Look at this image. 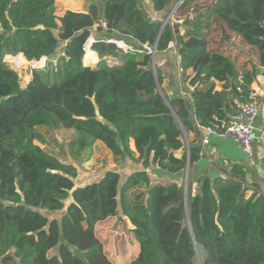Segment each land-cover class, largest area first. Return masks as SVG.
<instances>
[{"label":"trees","instance_id":"16d2710c","mask_svg":"<svg viewBox=\"0 0 264 264\" xmlns=\"http://www.w3.org/2000/svg\"><path fill=\"white\" fill-rule=\"evenodd\" d=\"M56 1L0 0V264H114L96 233L112 217L128 219L139 244L128 264H198L197 253L200 264H264V194L241 164L196 186L189 179L187 206L184 183L172 179L201 158L198 142H185L195 126L227 119L239 96L234 83L248 93L264 69V0H184L171 20L178 34L170 22L162 29L178 0H106L102 14L93 5L61 16ZM93 33L87 47L99 60L89 64ZM117 36L129 50L112 42ZM234 38L257 62L238 66L229 55ZM171 43L182 75L194 74L191 102L163 88L157 59L174 52ZM155 45L157 75L146 50ZM18 55L47 59L25 88L5 61ZM40 127L75 130L68 154L79 165L101 142L137 168L77 187V167L38 144L46 142Z\"/></svg>","mask_w":264,"mask_h":264},{"label":"rangeland","instance_id":"374dc122","mask_svg":"<svg viewBox=\"0 0 264 264\" xmlns=\"http://www.w3.org/2000/svg\"><path fill=\"white\" fill-rule=\"evenodd\" d=\"M180 1L181 0L174 2L173 5H171L169 11L177 8ZM199 1L210 2L212 0ZM106 4V0H57L55 3V12L57 16H61V14L66 10L88 12L91 6L97 5L100 14H102ZM176 10L168 20V23L170 22L173 26H175L176 23H174L173 21L171 22V20L175 15ZM210 38L213 42V45L211 46L217 47V41L221 39V34L214 25H212L210 30ZM114 39L115 40H113V43H115L120 49L124 51L130 49L129 44L126 40L119 38L118 36L114 37ZM90 40L91 37L85 45L86 54L89 48L87 47V44L91 42ZM232 41L234 47L231 46L233 48H229V55L237 62H239L240 65L244 63L248 64V62H251V64L257 62V56L251 55L248 50L249 47L245 43H243V41H241L239 38H234ZM93 56L94 55L91 54V58H88L85 55V59L89 64L95 62ZM5 61L10 65L12 69L18 72L22 88L27 87L31 82L34 69H43L47 64V59L43 58L39 62H27L21 68H15L12 64V59L6 58ZM40 131L44 134L46 140L45 143H38L43 149H45L47 152L53 153L63 162L73 164L77 167L78 178L75 180V185L77 187L99 180L108 170L120 172L122 174V177L125 178V176L132 173L137 168L135 163L131 162L130 160L119 161L101 142H96L94 144L93 148L89 150L88 154L86 155L88 156V160L79 165L78 162L74 161L68 154V144L72 140L73 136H75V130H54L47 127H40ZM187 141L188 140L186 138V147H188ZM186 174L187 173L185 172L183 180L184 186L187 178ZM44 213L50 218L58 219L62 215L61 212ZM132 228L133 227L128 223L127 220L121 217H114L97 229V237L103 243L104 250L107 256L114 264H128L137 257L138 245L136 244L132 235ZM51 254H53V252H51Z\"/></svg>","mask_w":264,"mask_h":264},{"label":"crops","instance_id":"0c3cea01","mask_svg":"<svg viewBox=\"0 0 264 264\" xmlns=\"http://www.w3.org/2000/svg\"><path fill=\"white\" fill-rule=\"evenodd\" d=\"M145 1L148 3V0ZM162 15L163 13H161L160 15L153 13L155 19H160ZM175 26H177L176 31H178L179 33L183 32L181 27H179L178 25ZM95 37L98 36L97 34L93 33L90 40L92 43L94 42ZM173 47L176 48L175 43L170 44V50L173 49L174 52L168 51V53L162 54V56H159V58L157 59L159 63L160 74L164 77L163 88L166 94L171 98L176 97L177 95L181 94V92H185L189 95L186 101L191 102L190 94L193 90V87L189 85V80L193 77L194 74L192 71H188L184 75H182L179 65V59L176 55V49ZM89 50L94 55L93 59H95V62H97L99 60L98 55L91 49ZM237 64L239 67L246 65V63L240 65L239 62H237ZM215 83L216 90H221L222 83ZM250 89L258 90L260 99L264 107V69L260 70L259 74L256 76L255 82L251 85ZM256 135L257 141L254 145L256 156L253 161H250L243 150L235 143L232 138H223L221 136L210 135L202 129H199V132L197 133H191L187 137V142L189 143V141L196 140L201 148L200 160L193 168L189 169V179L194 182V186H196V181L200 178L208 177L210 179H215L217 177H225L235 164H241L245 168L247 173V183H256L259 187L260 192L264 194V121L261 116L256 122ZM204 139H207L209 143L204 144ZM187 148H189V144ZM180 155L181 154L179 153L177 156L180 157ZM148 172L153 176V171ZM172 179L179 184H182L184 182V174H180V176H173ZM253 190L256 189L253 188ZM113 218L114 217L98 223L96 227V233L99 227ZM127 221L129 224H131L128 219ZM136 244L138 245L139 252V244L137 242Z\"/></svg>","mask_w":264,"mask_h":264},{"label":"built area","instance_id":"2783aa9c","mask_svg":"<svg viewBox=\"0 0 264 264\" xmlns=\"http://www.w3.org/2000/svg\"><path fill=\"white\" fill-rule=\"evenodd\" d=\"M183 1L184 0H181L179 2L178 7L183 3ZM166 24H168V22ZM100 27L106 29L107 24L102 22ZM146 50L152 57L156 56V45L153 47L147 46ZM234 85L239 93V96L233 100L235 112L228 114V118L225 120H218L215 127L202 128L198 125L195 127L206 131L210 135L232 138L243 150L248 159L253 161L256 156L254 149L255 142L257 141L256 122L260 116L264 121V107L258 90L250 89L248 93H244L240 84L236 82ZM181 95L184 100H187L189 97V95L185 92H181ZM203 143L208 144L209 141L204 139Z\"/></svg>","mask_w":264,"mask_h":264},{"label":"water","instance_id":"95a60500","mask_svg":"<svg viewBox=\"0 0 264 264\" xmlns=\"http://www.w3.org/2000/svg\"><path fill=\"white\" fill-rule=\"evenodd\" d=\"M176 9H177V8H174V9L170 12L169 16L167 17L166 21L164 22V24H163V26H162V29L165 27V25H166V23L168 22L170 16L175 12ZM174 28L177 30V26H175ZM178 33H179V32L176 31V34H178ZM90 46H91V45H90ZM155 58H156V56L151 58V63H152V68H153L154 74L157 75ZM159 91L162 93V90H161L160 86H159ZM186 138H187V137H186ZM186 138H185V139H186ZM187 146H188V145H187ZM189 169H190V166H188V168H187V170H186V172H187V178H186V181H185V201H186V206H187V202H188V200H187V192H188V183H189ZM197 261H198V264H200L199 254H198V253H197Z\"/></svg>","mask_w":264,"mask_h":264},{"label":"bare ground","instance_id":"6f19581e","mask_svg":"<svg viewBox=\"0 0 264 264\" xmlns=\"http://www.w3.org/2000/svg\"><path fill=\"white\" fill-rule=\"evenodd\" d=\"M88 44H87V46H88ZM90 44H91V42H90ZM6 58L12 59V64L15 68H21L22 66H24L28 62L23 55H18L15 57L7 56Z\"/></svg>","mask_w":264,"mask_h":264},{"label":"clouds","instance_id":"9594fccd","mask_svg":"<svg viewBox=\"0 0 264 264\" xmlns=\"http://www.w3.org/2000/svg\"><path fill=\"white\" fill-rule=\"evenodd\" d=\"M92 45V44H91ZM91 47V46H90Z\"/></svg>","mask_w":264,"mask_h":264}]
</instances>
